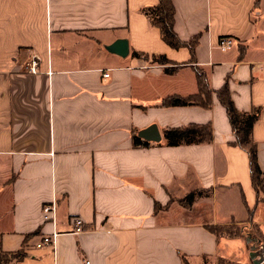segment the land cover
<instances>
[{
  "label": "crops",
  "instance_id": "obj_1",
  "mask_svg": "<svg viewBox=\"0 0 264 264\" xmlns=\"http://www.w3.org/2000/svg\"><path fill=\"white\" fill-rule=\"evenodd\" d=\"M158 1L0 0L1 248L15 252L35 233L7 264H201L222 247L226 257L242 250L228 259L241 264L264 256V201L215 92L209 107L163 104L196 92V67L212 90L227 80L238 110H262L252 138L264 171V0H172L177 37L198 34L193 53L150 23L142 9ZM222 36L233 43L221 49ZM118 38L124 56L106 49ZM163 54L164 64L152 58ZM151 123L160 141L135 146L132 134ZM195 123L212 126L211 142L165 143L166 128ZM49 202L54 222L42 219ZM53 230V245L37 247Z\"/></svg>",
  "mask_w": 264,
  "mask_h": 264
},
{
  "label": "trees",
  "instance_id": "obj_2",
  "mask_svg": "<svg viewBox=\"0 0 264 264\" xmlns=\"http://www.w3.org/2000/svg\"><path fill=\"white\" fill-rule=\"evenodd\" d=\"M145 15H148L150 23L157 26L160 30L161 39L173 48H178L180 46H187L190 53H193L194 47L198 43V34H195L188 41H183L177 37L174 30V13L175 9L173 7L172 0H159L154 6H147L142 9ZM138 54V53H136ZM152 58L161 64L168 62L165 55H153ZM174 68L168 67L167 71H172ZM195 78L197 82V90L194 94L189 95H168L165 96L163 104L171 106L180 105H195L199 104L203 107H209L211 103L210 94L212 91L215 92L220 104L226 111L229 125L232 129L233 145L242 147L248 157H249V170H250V180L253 188L255 190L256 202L264 201V171L260 169L257 162V143L252 138V129L254 122L261 115L260 107H254L250 111L238 110L234 105L232 96L230 95V89L228 81L225 80L224 85L216 90L210 88L208 82V75L204 70L196 67ZM165 143L168 145L176 146L181 144H193L196 142H211L212 136V126L209 123H195L180 127H168L163 132ZM132 143L137 145L148 146L149 143L142 139L137 132L132 134ZM202 190L191 191L184 199L186 202L191 203L193 199L200 194ZM158 209V204L155 207ZM207 228L216 234L223 232L226 235L235 236L240 233L239 231H234L232 226L223 225H208ZM35 233L25 235L24 242L28 241L29 237L33 236ZM246 237L250 240L249 242L253 244L256 240V248H258V242L260 241L257 236L249 233H245ZM21 244V247L15 252H5L1 248L0 244V264H7L8 262L15 260L20 261L27 254L25 251V243ZM221 258V257H220ZM223 259V258H221ZM181 261L184 264H189L185 257L181 255ZM219 264H241L234 260H220Z\"/></svg>",
  "mask_w": 264,
  "mask_h": 264
},
{
  "label": "built area",
  "instance_id": "obj_3",
  "mask_svg": "<svg viewBox=\"0 0 264 264\" xmlns=\"http://www.w3.org/2000/svg\"><path fill=\"white\" fill-rule=\"evenodd\" d=\"M233 43L232 39L229 37L222 36L219 39L218 45L222 48H227ZM38 69V58L35 56H31L28 62V71L29 72H37ZM108 72H105L103 76H107ZM56 205L53 202H49L48 204H44L42 208V219L44 221H52L54 222L53 218L55 215ZM74 232H79L82 228V220L78 218H74ZM57 232L51 231L50 234L43 235L40 240L36 243L37 247L41 246H51L54 243V239L56 237Z\"/></svg>",
  "mask_w": 264,
  "mask_h": 264
},
{
  "label": "water",
  "instance_id": "obj_4",
  "mask_svg": "<svg viewBox=\"0 0 264 264\" xmlns=\"http://www.w3.org/2000/svg\"><path fill=\"white\" fill-rule=\"evenodd\" d=\"M106 49L110 52L116 53L117 55L124 56L128 52V40L124 38H118L116 41L108 44ZM138 135L146 141H160L161 133L157 126L153 123L151 125L138 131ZM252 264H264V256H260L258 260L254 259Z\"/></svg>",
  "mask_w": 264,
  "mask_h": 264
},
{
  "label": "rangeland",
  "instance_id": "obj_5",
  "mask_svg": "<svg viewBox=\"0 0 264 264\" xmlns=\"http://www.w3.org/2000/svg\"><path fill=\"white\" fill-rule=\"evenodd\" d=\"M234 226V225H233ZM234 231H237L236 228L233 229ZM220 234L222 235H225L223 232H220ZM227 252V251H226ZM224 248L222 247L220 249V253L215 256L214 258H208L206 259L205 262H201V264H219V261L220 260H223L221 259L220 257H224L225 259V262L229 261L228 259L231 258V259H236L238 256H243L242 255V250H240L239 248H234V255H231L230 257H226V255L224 253ZM244 254V253H243ZM235 261V260H234ZM246 264H250V263H246Z\"/></svg>",
  "mask_w": 264,
  "mask_h": 264
}]
</instances>
